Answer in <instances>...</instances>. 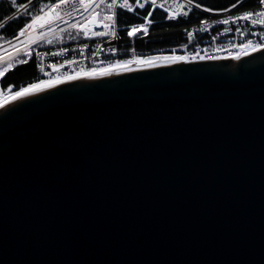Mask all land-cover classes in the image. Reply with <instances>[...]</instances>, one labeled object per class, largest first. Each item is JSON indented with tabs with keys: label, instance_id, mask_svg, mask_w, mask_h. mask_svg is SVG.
I'll return each mask as SVG.
<instances>
[{
	"label": "water",
	"instance_id": "water-1",
	"mask_svg": "<svg viewBox=\"0 0 264 264\" xmlns=\"http://www.w3.org/2000/svg\"><path fill=\"white\" fill-rule=\"evenodd\" d=\"M239 54L4 103L0 264H264V50Z\"/></svg>",
	"mask_w": 264,
	"mask_h": 264
},
{
	"label": "built area",
	"instance_id": "built-area-1",
	"mask_svg": "<svg viewBox=\"0 0 264 264\" xmlns=\"http://www.w3.org/2000/svg\"><path fill=\"white\" fill-rule=\"evenodd\" d=\"M256 1L258 7L255 9L241 10L239 9L240 5H238L237 8L230 7L231 11H228L227 9H210V11L205 12L203 11L205 7L201 5L200 8L195 7L197 3L194 1L189 4L188 0H169V4L165 5V7H171L173 14L177 16L176 19L183 21L191 20L192 23L183 30L181 42L179 44L164 48H151L149 50H138L130 46L135 38H129L127 36V30L132 25L127 27L124 40H122L118 23V38L114 39L111 36H106L86 39L82 33L78 32V29H72L70 27L71 24L79 25L84 22L85 17L89 16L90 13H85L83 11H73L72 16H68L65 14V9L62 6L59 11L63 16V19L52 20L49 24V10L51 4L45 9L44 13H40L43 19L37 24H34L31 29H28L25 32V35L19 36V33L21 30L26 29L27 25L31 23L32 20L26 23L12 37L0 41V66L6 65L12 62L15 58L25 56L26 53H31L32 51H36V54L40 53L41 55L36 57L37 78L35 82L31 83L35 84L40 80L55 81L58 76L63 78L65 73L75 75L79 72L80 76L87 75L92 69H96L97 71L107 69L110 63L129 60L133 57L147 59L150 56H182L185 59L184 62H188L201 60V56H203L204 59H213L212 57L216 56L225 57L239 52L243 53V50L239 46L246 43L248 40H251L254 43L264 42V26L258 25L253 27L246 21H241L238 24L220 25L216 24L215 21L226 19L228 16L239 15L246 11L255 12L258 10H264V5L259 4L258 0ZM158 2L163 3V0H158ZM55 3H59V1ZM176 3L182 4L184 7L177 9ZM102 9L103 5L100 9H96V11L100 12L101 16L106 14ZM145 9H149V11L152 12L154 10H159L167 16L169 15V13L165 12L163 8H152L150 4L146 5ZM145 9L136 10L142 11ZM118 10L119 9L116 11L118 12ZM184 11L189 12L187 17L181 14ZM201 14L202 17H200ZM54 15V13L51 14V16ZM140 18L141 21L138 24L143 23V16H140ZM149 19L152 21V25L154 23L152 17ZM205 20L208 21V25L203 23ZM41 23L45 25L43 28L40 27ZM151 25L149 26V31ZM89 27H92L93 31L103 30L100 27H93L92 25H89ZM201 28H207V31H200ZM225 28L230 30L225 32ZM238 28L241 29V31H238ZM189 32L193 33L191 37L188 35ZM143 36L145 35L141 33L136 38ZM17 37H19V39H17ZM49 40H51L52 43L58 41L59 45L46 47L40 50L35 49L40 44L51 46L52 43L49 44ZM9 41H11V43H9ZM85 45H87L86 48L84 47ZM217 48L227 50L217 52ZM98 49L100 50L98 51ZM113 49L115 50V55L112 54ZM61 50H64V55H52L53 52L59 53ZM81 50H83V53ZM68 60H75L77 63L68 65L66 63ZM159 61L166 60L161 59ZM51 64L56 65V69L49 67ZM133 65L141 64H132L131 66ZM41 68H43L44 72L48 73V75H44V73L41 72ZM82 69L83 71H81ZM31 84H28V86Z\"/></svg>",
	"mask_w": 264,
	"mask_h": 264
},
{
	"label": "snow or ice",
	"instance_id": "snow-or-ice-1",
	"mask_svg": "<svg viewBox=\"0 0 264 264\" xmlns=\"http://www.w3.org/2000/svg\"><path fill=\"white\" fill-rule=\"evenodd\" d=\"M32 0H28V3H18V0H10L12 8L15 9V12H13L11 15L7 17V20H5L3 17H0V29L4 28L8 21H13L18 19L16 13H21L22 15H31L30 13V5ZM189 4L193 2V0H188ZM244 0H238L236 4L231 5V8H237L238 5L243 4ZM259 4L264 5V0H258ZM151 5L152 8H163L165 12H168V19H176L177 16L173 14L171 7H165V5L169 4V0H163V3H159L158 0H59V3H54L51 5L49 10L50 20L49 24L52 22V20H61L63 19V16L60 14V9H65V14L68 16H72L73 11H83L85 13H90L89 16L85 17L84 22L78 24H71L70 27L72 29H78L79 33H82L83 36L86 39H91L93 37H106L111 36L112 38H118V31H117V9L125 10L129 13H135L136 9H145L146 5ZM103 5L102 11H105L106 14L101 16L100 12L96 11V9H100ZM70 6V7H69ZM184 5L176 3V8L180 9L183 8ZM195 7L200 8V4H196ZM231 8L227 9L228 11H231ZM203 11L208 12L210 11L209 8L205 7ZM45 9L40 8L39 13L32 16V22L27 25V28L24 30H21L19 33V36L25 35V32L28 29H31L34 24H37L40 22L43 17L40 15V13H44ZM54 13V16H51V14ZM183 16L187 17L189 15L188 11H184L181 13ZM153 16L152 11H147L146 14L143 16V23L140 24H134L127 30V36L129 38H136L139 34L147 35L149 31V26L151 25L152 21L149 19ZM241 21L248 22L251 26H264V10H258V11H246L242 14L235 15V16H228L226 19H219L215 21L216 24L220 25H229V24H238ZM205 25H208V21H203ZM89 25H92L93 27H100L103 30L101 31H93L92 27H89ZM45 25L43 23L40 24V27L43 28ZM230 29L225 28L224 31L227 32ZM238 31H241V29H237ZM200 31H207V28H201ZM189 37L193 35V33H188ZM19 39V37H17ZM11 43V41H9ZM49 44L52 43L51 40L48 41ZM85 48L87 45L84 46ZM243 50V54L246 56L249 54V50L253 52L264 50V42L260 43H254L251 40H248L246 43L239 46ZM100 49H98L99 51ZM221 50H227V49H221L217 48L216 51L219 52ZM83 53V50H81ZM112 54L115 55V50H112ZM25 55L30 56V53H26ZM37 57H39L41 54L37 53ZM53 56L56 55H64V50H61L59 53L53 52ZM198 55V53H197ZM213 59H224L227 57H212ZM232 59L239 60L241 59V55L239 53L232 55ZM166 60L172 63L184 60V57L182 56H150L147 59H139L136 57H133L129 60L124 61H116L113 63H110L108 65L107 69H101L100 71H97L96 69H92L90 72L87 73L88 76L94 77V76H107L112 73V71H115L119 68H124L127 70H132L131 65L132 64H144L147 66H157V62L159 60ZM201 60L204 59L203 56L200 57ZM13 63H18L20 65L28 63L27 59H24L23 57L15 58L12 62L0 66V77L4 76V74L13 67ZM68 65H72L74 63H77L75 60H68L66 61ZM49 67L56 69V65L51 64ZM83 71V69L81 70ZM41 72L44 73V75H48V73L44 72V69L41 68ZM74 79H80V73L77 72L75 75H70L68 73H65L63 78L56 77L55 81L53 80H40L38 83L31 84L28 87H25L19 91H16L14 93L15 98H20L22 96H27L31 92H39L43 90L44 88H51L55 84L64 83L67 80H74ZM11 93V88L7 89ZM0 107H4L3 103H0Z\"/></svg>",
	"mask_w": 264,
	"mask_h": 264
},
{
	"label": "trees",
	"instance_id": "trees-1",
	"mask_svg": "<svg viewBox=\"0 0 264 264\" xmlns=\"http://www.w3.org/2000/svg\"><path fill=\"white\" fill-rule=\"evenodd\" d=\"M57 1L59 0H32L30 5L31 15H22L21 13H16L18 19L8 21L6 26L0 29V41L12 37L26 23L32 20V16L39 13L40 8L46 9L51 4ZM193 1L212 10H226L230 8L231 5L238 2V0ZM18 3H28V0H18ZM257 7L258 4L256 0H244V3L240 4L239 9H255ZM147 11H149V9H145L142 11L136 10L135 13H129L125 10L120 9L118 10L117 21L122 40L125 39L127 27L138 24L141 21L140 16H144ZM13 12H15V9L12 8L10 0H0V17H3L5 20H7V17ZM167 17L168 16L165 13L159 10H154L152 16V20L154 21V23L151 25L149 33L143 37L135 38L130 46L138 50H149L151 48H164L179 44L181 42L183 30L187 26H189L192 21L168 19ZM200 17H202V14L200 15ZM58 45L59 42L54 41L51 46L40 44L35 49L40 50L46 47H54ZM30 54V56H21L24 59H27L28 63L23 65L13 63V67L10 68L0 79V89L2 91H6L8 88H11L12 91L10 93V96H13L16 91H19L27 87L28 84L36 81V51H32ZM2 101L4 100H1L0 102Z\"/></svg>",
	"mask_w": 264,
	"mask_h": 264
},
{
	"label": "rangeland",
	"instance_id": "rangeland-1",
	"mask_svg": "<svg viewBox=\"0 0 264 264\" xmlns=\"http://www.w3.org/2000/svg\"><path fill=\"white\" fill-rule=\"evenodd\" d=\"M9 95V96H8ZM7 96V97H6ZM9 97H11L10 96V92L8 91V90H6V91H2L1 89H0V101L1 100H7V98H9ZM5 100V101H6ZM3 102V101H2ZM2 102H0V103H2Z\"/></svg>",
	"mask_w": 264,
	"mask_h": 264
},
{
	"label": "bare ground",
	"instance_id": "bare-ground-1",
	"mask_svg": "<svg viewBox=\"0 0 264 264\" xmlns=\"http://www.w3.org/2000/svg\"><path fill=\"white\" fill-rule=\"evenodd\" d=\"M158 62H162V61H158ZM158 62H157V63H158ZM13 98H15L14 95L11 96V97H9V98H7V100L5 99L6 101L4 100L2 103L4 104V103L8 102L9 100H11V99H13Z\"/></svg>",
	"mask_w": 264,
	"mask_h": 264
}]
</instances>
